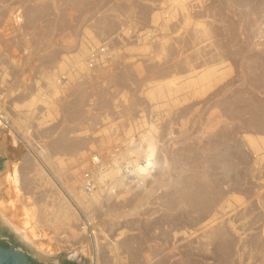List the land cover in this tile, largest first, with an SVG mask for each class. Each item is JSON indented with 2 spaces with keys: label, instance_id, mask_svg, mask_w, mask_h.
<instances>
[{
  "label": "rangeland",
  "instance_id": "1",
  "mask_svg": "<svg viewBox=\"0 0 264 264\" xmlns=\"http://www.w3.org/2000/svg\"><path fill=\"white\" fill-rule=\"evenodd\" d=\"M173 1L0 0V199L48 263L264 264V133L232 115L264 110V0ZM213 65L198 99L149 97ZM52 145L73 151L49 182ZM60 208L57 232L40 214Z\"/></svg>",
  "mask_w": 264,
  "mask_h": 264
},
{
  "label": "bare ground",
  "instance_id": "2",
  "mask_svg": "<svg viewBox=\"0 0 264 264\" xmlns=\"http://www.w3.org/2000/svg\"><path fill=\"white\" fill-rule=\"evenodd\" d=\"M176 1L175 3L177 4V1L181 2L182 0H174ZM173 1V2H174ZM168 2H171V1H168ZM179 2V3H180ZM184 2V1H183ZM183 4V3H182ZM180 5V4H179ZM184 5V4H183ZM180 8V6L178 7ZM181 9V8H180ZM204 29V28H203ZM206 30V28H205ZM204 30V32L206 33V31ZM201 32V31H200ZM199 32V33H200ZM204 32L200 33V36H204ZM206 35V34H205ZM199 36V35H198ZM206 38V36H204ZM199 38V37H198ZM196 38V39H198ZM203 37H200V39H202ZM208 38V37H207ZM199 39V40H200ZM204 40V38H203ZM68 43L70 44L71 43V39L68 38ZM67 43V44H68ZM73 44V43H72ZM217 57V56H216ZM223 57V56H222ZM262 59V58H261ZM252 60V59H251ZM225 62V61H224ZM212 65V64H211ZM220 65V64H219ZM247 66V65H246ZM257 66V65H256ZM201 67V66H200ZM258 68V67H257ZM192 69V68H191ZM220 70V69H219ZM194 71V70H193ZM228 71V70H227ZM138 72H141V69L138 71ZM196 72V71H194ZM229 72V71H228ZM262 72V71H261ZM223 73V72H222ZM263 73V72H262ZM194 74V73H192ZM225 74H227L225 72ZM224 74V75H225ZM222 75V74H221ZM263 75V74H262ZM264 76V75H263ZM262 76V79L264 78ZM222 77L220 75L217 74L215 68H214V65L213 66H208L206 69L202 70L201 72L199 73H195L193 76L191 77H188L184 80L183 78V82L181 80H178L181 81L180 84L176 83H172L174 85H172L169 81V83L167 85H164V86H159V85H156V86H152V90L149 91V97L151 99H158L159 100L161 99L163 101V98L164 100L166 99L165 98V93L167 92H174L175 94H179L178 92H181V91H185L187 94L185 96L187 97H195L196 99H198L197 97L201 96L203 93L206 94L205 92H207V90H209L210 88H214V85L216 84V82L218 83V81L221 79ZM259 78V76H258ZM76 79V78H75ZM73 79V80H75ZM174 79V78H173ZM255 80V79H254ZM171 82H173L171 80ZM221 82V81H220ZM218 85V84H217ZM151 87V86H150ZM58 88V87H57ZM62 89V88H61ZM60 91V89H58ZM57 90V92H59ZM147 90V89H146ZM212 90V89H211ZM54 91V90H53ZM52 91V93H53ZM55 92V91H54ZM61 92V91H60ZM64 92V91H63ZM148 93V92H147ZM173 93V94H174ZM171 93H169L170 95ZM168 96V95H167ZM172 96V95H170ZM169 96V100L172 102L171 100V97ZM181 96V95H180ZM175 97V95H174ZM174 97H172L174 99ZM179 97V96H178ZM178 97H175V98H178ZM183 97V95H182ZM179 98V99H182ZM186 98V97H184ZM150 99V100H151ZM178 99V101H179ZM192 99V98H191ZM190 99V100H191ZM200 99V98H199ZM80 100V99H79ZM168 100V101H169ZM175 100V99H174ZM173 100V102H174ZM194 100V98H193ZM167 102V100H165ZM176 102L178 103L177 105H179L180 101L179 102ZM187 101V100H186ZM155 102V101H154ZM170 102V104H171ZM163 103V102H162ZM174 102V104H176ZM183 103V102H182ZM166 104V103H165ZM169 104V105H170ZM181 104V103H180ZM167 105V104H166ZM167 105V108L168 106ZM173 105V104H172ZM176 105V106H177ZM161 106V104H160ZM165 106V105H163ZM171 106V105H170ZM175 106V105H174ZM181 106V105H180ZM243 106V105H242ZM164 108V107H163ZM166 108V106H165ZM170 108V107H169ZM175 108V107H174ZM173 109V107H172ZM176 109V108H175ZM193 109V108H192ZM195 111H197L195 109ZM264 111L263 109H260V108H241V107H236L234 109H232V115H236V116H240L242 114H245L247 113L249 116L246 120V128L248 130H254L256 132H260V133H264V114L262 115L260 112ZM51 113V109L49 111V115ZM263 113V112H262ZM219 114V113H218ZM238 118V117H237ZM10 121H7L5 118L1 117L0 116V130L3 129V128H11V125L9 123ZM210 127V123L207 125V127ZM208 127V128H209ZM211 128V127H210ZM1 134V132H0ZM107 138V137H106ZM109 138V137H108ZM108 138L105 139V141L101 142L102 143V147L105 148L107 143H108ZM103 140V139H102ZM249 141H250V144L251 146L257 151V147H259L258 145H256L255 143V139L254 138H249ZM112 146V145H111ZM131 146V145H130ZM129 148V146H128ZM106 149V148H105ZM108 149V148H107ZM102 150V148H101ZM104 150V149H103ZM73 151V148H70L68 146H61V145H52L51 147L49 148H42L39 152V155L40 157L42 158L44 164H42L43 167H40V170H39V175L41 176V179H45L47 181H49V178L47 177V174H46V171L47 170V166L45 164H51L52 163L54 164V162L58 164H61L63 163V159L65 156H69L71 155ZM105 151V150H104ZM107 151V150H106ZM130 151V150H129ZM135 153V151H133ZM141 150L138 149L136 150V154L140 153ZM38 153V152H37ZM127 153V152H126ZM129 154V153H128ZM132 154V153H131ZM84 155V154H83ZM111 155V154H110ZM115 155V154H114ZM110 157H113V156H110ZM84 158V157H83ZM41 160V161H42ZM112 161V160H111ZM40 165V164H39ZM26 169V168H25ZM48 171V170H47ZM73 173V180L76 182V179L78 178V170H74ZM99 174V173H98ZM116 179V178H115ZM118 180V179H117ZM121 180V179H120ZM143 181V179H141ZM140 181V180H139ZM50 182V181H49ZM119 182V181H118ZM47 183V182H46ZM45 183V184H46ZM116 183V182H115ZM132 183V182H131ZM139 183V182H138ZM141 183V182H140ZM48 184V183H47ZM52 184V183H51ZM50 184V185H51ZM117 184V183H116ZM48 186V185H47ZM119 186V185H118ZM123 186V184H122ZM128 188V187H127ZM126 189V188H125ZM102 191V190H101ZM128 193H134L132 192L131 190H127ZM88 193V192H87ZM103 193V192H102ZM123 193V192H122ZM125 194V193H124ZM98 195V194H97ZM90 196V195H89ZM205 196V189L204 188H199L197 190V192L195 193L194 195V198L196 200V203L198 204V206L206 211V212H209L212 208V206L214 205V202L215 200H213V198H208V197H204ZM75 198L78 202L82 203L85 202V200H88L86 201L87 205L91 202L88 198V196L86 195V193L82 190L81 193L79 194H76L75 195ZM136 198V197H135ZM142 199V198H141ZM93 201V200H92ZM85 203V204H86ZM2 200L0 199V228L6 233V235L11 239V241L16 244L17 246L19 247H25L27 249H30L33 251L34 255L36 257H40L42 258L43 260H45L46 262H53L55 261L57 258L55 256H52L50 255L48 252H45L44 250L42 249H39V245H37L38 243H36L35 241L32 240V238L29 237L27 231H23L22 229L18 228L16 225L13 224L12 222V219L10 220V217L9 216H12L11 214L8 215L4 209V205H3V208H2ZM11 206V205H10ZM6 209V208H5ZM8 212V210H7ZM75 214L71 213L69 210H63V208H60L59 210H56L53 212V216L52 218L49 219V217L47 216L46 213H41L40 214V218L42 220H45V223L52 229L54 228V230H58L57 232H59L61 229L63 230L64 227H67V228H71V226L73 225V222L74 220H76ZM50 220V221H49ZM23 228V227H22ZM73 229V228H72ZM71 229V232H73ZM25 230V229H24ZM70 230V229H69ZM214 231V230H213ZM76 232V231H75ZM214 237H218L219 236V233L217 231L213 232L212 233ZM44 238V236H42ZM41 239V238H40ZM41 245V244H40ZM41 247V246H40Z\"/></svg>",
  "mask_w": 264,
  "mask_h": 264
},
{
  "label": "water",
  "instance_id": "3",
  "mask_svg": "<svg viewBox=\"0 0 264 264\" xmlns=\"http://www.w3.org/2000/svg\"><path fill=\"white\" fill-rule=\"evenodd\" d=\"M0 241L10 245V247L0 246V264H52L40 257L27 255L24 251L17 249L1 228ZM61 264H88V260L77 263L61 259Z\"/></svg>",
  "mask_w": 264,
  "mask_h": 264
},
{
  "label": "flooded vegetation",
  "instance_id": "4",
  "mask_svg": "<svg viewBox=\"0 0 264 264\" xmlns=\"http://www.w3.org/2000/svg\"><path fill=\"white\" fill-rule=\"evenodd\" d=\"M0 246H3V247H10V245H7L6 243L1 242V241H0Z\"/></svg>",
  "mask_w": 264,
  "mask_h": 264
}]
</instances>
